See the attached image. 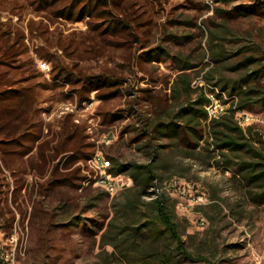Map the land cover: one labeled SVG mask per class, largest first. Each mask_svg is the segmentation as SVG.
<instances>
[{
	"label": "rangeland",
	"instance_id": "rangeland-1",
	"mask_svg": "<svg viewBox=\"0 0 264 264\" xmlns=\"http://www.w3.org/2000/svg\"><path fill=\"white\" fill-rule=\"evenodd\" d=\"M75 1L67 18L58 13L71 0H0V44L9 39L16 53L0 57V111L16 115L34 100L28 127L0 135V246L16 244L21 264H120L99 242L132 181L110 171L115 161L149 164L156 149L160 190L189 225L192 256L181 264H264V203L232 171L181 152L206 154L209 121L193 138L176 120L177 142L155 131L200 92L225 112L250 85L263 102L240 125L264 137V70L256 82L240 79L264 68V0ZM181 75L192 100L173 94ZM117 178L125 185L107 192L102 181Z\"/></svg>",
	"mask_w": 264,
	"mask_h": 264
},
{
	"label": "trees",
	"instance_id": "trees-1",
	"mask_svg": "<svg viewBox=\"0 0 264 264\" xmlns=\"http://www.w3.org/2000/svg\"><path fill=\"white\" fill-rule=\"evenodd\" d=\"M40 1L52 4L62 0ZM87 1L86 6L89 7L93 1L99 3L102 0ZM77 2L71 0L70 5H65L58 14L70 18L73 14L72 6ZM83 11L81 9L78 16L83 15ZM3 36L4 34L1 35ZM218 39L220 36L212 33L209 40L210 53L214 60L222 59L225 52L222 45L214 49ZM0 52H2L0 57L9 60L16 54L14 44H10L9 39L0 44ZM251 60L247 58L241 66H248ZM187 66L181 70L192 68L190 65ZM263 70L264 68L245 72L240 77L241 82L246 84L256 82L262 76ZM204 78L211 83L215 77L213 72H208ZM180 80L182 87L174 89L173 94L180 96V91L183 90L189 99L191 95L189 80L186 75H181ZM222 89L226 88L221 87ZM1 94L0 106L5 102ZM232 95L230 93V96ZM258 96V91L249 85L243 92V96L232 101L223 114L210 118L205 109L209 99L203 92H200L188 107L178 109L177 113L170 117L172 120L158 124L155 131L177 142L182 130L178 127L176 120L185 122L193 138H196L193 129L200 127L201 122L209 121L210 140L207 139L206 145L202 147L206 154L197 150L181 152L187 157L203 160V162L208 159L210 166L218 170L232 171L234 176L242 179L246 187L253 189L250 190L254 192L251 195L253 202L262 204L264 203V137L252 127H242L235 117L236 114L246 111L251 104H262L263 99H259ZM216 97L218 98L219 95ZM26 100L30 105L34 102L30 97ZM23 105L24 101L20 106ZM30 105H26V110L16 115H13L12 111H8L7 114L2 109L0 111V135L14 136L19 128L28 127ZM160 154V151L154 149L153 159L149 164L135 162L123 164L115 161L110 171L114 175L127 174L132 181V186L124 189L125 194L121 201L117 202L115 214L108 221L99 242L102 254H107L105 248L110 247L111 254L120 264H181L182 257L191 259L187 240L184 239L185 237L191 238V235L186 233L189 228L188 221L176 215L177 201L161 191L163 189L161 178L156 172L159 169ZM147 198H149L148 201ZM8 226L7 223V229Z\"/></svg>",
	"mask_w": 264,
	"mask_h": 264
},
{
	"label": "built area",
	"instance_id": "built-area-1",
	"mask_svg": "<svg viewBox=\"0 0 264 264\" xmlns=\"http://www.w3.org/2000/svg\"><path fill=\"white\" fill-rule=\"evenodd\" d=\"M209 98V103L205 106V109L208 113V116L210 118L212 117H218L219 115L223 114L224 111L221 107L216 105L218 99L210 96ZM218 109L220 111H218ZM239 114V113H238ZM240 118L238 119L239 124H243L246 121H248V116L244 112H240ZM103 166L107 165L109 166V161H104L103 159H97ZM105 185V189L109 193H114L117 191L119 188L125 185L122 179H106L102 181ZM11 239L13 240V236H11ZM16 244L11 246L8 250L0 246V264H20L18 257H16Z\"/></svg>",
	"mask_w": 264,
	"mask_h": 264
}]
</instances>
